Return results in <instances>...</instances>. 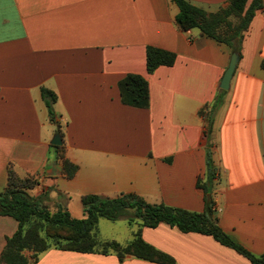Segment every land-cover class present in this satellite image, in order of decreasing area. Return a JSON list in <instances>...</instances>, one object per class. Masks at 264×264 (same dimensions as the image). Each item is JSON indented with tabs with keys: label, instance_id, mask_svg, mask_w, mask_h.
<instances>
[{
	"label": "crops",
	"instance_id": "obj_1",
	"mask_svg": "<svg viewBox=\"0 0 264 264\" xmlns=\"http://www.w3.org/2000/svg\"><path fill=\"white\" fill-rule=\"evenodd\" d=\"M189 1L216 12L230 0ZM179 13L172 0H0V193L12 168L37 181L32 197L73 219L85 218L86 195L136 194L203 213L207 194L198 188L200 178L210 184L222 229L261 256L264 0L244 35L229 90L221 82L232 49L199 28L181 30ZM148 47L175 53V64L149 73ZM130 74L149 83L146 107L123 101L120 83ZM43 88L57 95L55 121ZM57 133L61 146L52 144ZM64 159L78 167L72 178ZM103 220L99 239L124 246L142 224H129L133 238L125 241L102 237ZM18 228L16 219L0 215V258ZM142 238L176 264H253L211 235L164 222L142 227ZM24 254L33 260V251ZM33 264L159 263L51 248Z\"/></svg>",
	"mask_w": 264,
	"mask_h": 264
},
{
	"label": "trees",
	"instance_id": "obj_2",
	"mask_svg": "<svg viewBox=\"0 0 264 264\" xmlns=\"http://www.w3.org/2000/svg\"><path fill=\"white\" fill-rule=\"evenodd\" d=\"M180 8L177 24L183 31L199 28L204 36L229 46L233 52L241 53L244 35L257 12L262 7V0H230L227 7L216 12H209L189 0H172ZM176 54L156 47L147 48V70L153 73L160 66H172ZM264 69V61L262 64ZM123 101L127 104L146 107L149 103V83L141 75L130 74L120 83ZM43 98L49 109L52 121H55L54 104L57 95L43 88ZM63 147H58L63 158ZM209 164L211 154H209ZM67 175L72 178L78 167L64 159ZM211 176L215 170L211 167ZM34 178L19 177L9 169L8 185L0 193V215L10 216L19 223L17 232L7 239L1 254L0 264H33L39 255L51 248L79 253H115L120 261L128 256L159 264H176L171 255L158 250L142 238V227L156 228L160 223H167L183 233H201L213 236L221 244L236 250L253 264H264V254L256 256L228 235L214 217L215 204L209 193L210 184L198 181V188L207 194L205 212L196 213L165 204H151L136 194H122L115 198L99 195L82 197L85 211L84 219H73L66 209L52 213L49 208L29 193L37 186ZM117 221L126 218L129 224L141 221V228L135 232L134 239L126 246L116 241H102L98 237L101 219ZM33 251V260L24 252Z\"/></svg>",
	"mask_w": 264,
	"mask_h": 264
},
{
	"label": "rangeland",
	"instance_id": "obj_3",
	"mask_svg": "<svg viewBox=\"0 0 264 264\" xmlns=\"http://www.w3.org/2000/svg\"><path fill=\"white\" fill-rule=\"evenodd\" d=\"M52 213L56 211H51ZM103 224L101 226V235L102 237H115L119 236L121 240H131L133 235L131 233V228L129 225V221L126 218H121L116 222L111 220H103Z\"/></svg>",
	"mask_w": 264,
	"mask_h": 264
},
{
	"label": "water",
	"instance_id": "obj_4",
	"mask_svg": "<svg viewBox=\"0 0 264 264\" xmlns=\"http://www.w3.org/2000/svg\"><path fill=\"white\" fill-rule=\"evenodd\" d=\"M239 60H240L239 53L233 52L229 67L226 70L224 77L222 79V82H221V89H223V90H229L230 89L231 80L233 78L234 72H235L237 65L239 63ZM52 144L55 146L63 145V139H62V135L60 133H57L54 136V138L52 140Z\"/></svg>",
	"mask_w": 264,
	"mask_h": 264
}]
</instances>
